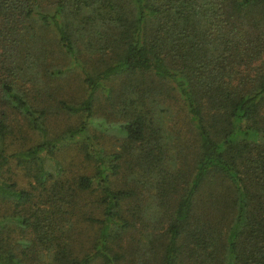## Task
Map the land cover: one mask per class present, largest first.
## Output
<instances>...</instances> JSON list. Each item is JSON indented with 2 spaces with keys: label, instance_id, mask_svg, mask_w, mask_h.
I'll list each match as a JSON object with an SVG mask.
<instances>
[{
  "label": "trees",
  "instance_id": "16d2710c",
  "mask_svg": "<svg viewBox=\"0 0 264 264\" xmlns=\"http://www.w3.org/2000/svg\"><path fill=\"white\" fill-rule=\"evenodd\" d=\"M0 264H264V0H0Z\"/></svg>",
  "mask_w": 264,
  "mask_h": 264
},
{
  "label": "rangeland",
  "instance_id": "374dc122",
  "mask_svg": "<svg viewBox=\"0 0 264 264\" xmlns=\"http://www.w3.org/2000/svg\"><path fill=\"white\" fill-rule=\"evenodd\" d=\"M74 86L72 83H70V85L66 84L64 87V94L63 96L65 98H71L72 96H74L76 94V92L73 90ZM76 86V85H75ZM76 97V96H75ZM74 115H70L67 112H60V111H55L52 114V116L50 117L48 123H49V127L50 129L53 131L54 130H60L61 128H63V126L65 125V123H69L74 121ZM106 139V137H105ZM70 149H67V152L69 154H71V150L68 151Z\"/></svg>",
  "mask_w": 264,
  "mask_h": 264
}]
</instances>
